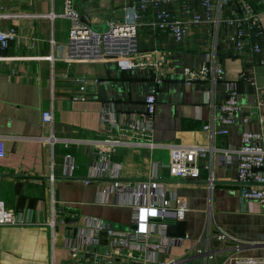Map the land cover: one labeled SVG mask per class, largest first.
I'll list each match as a JSON object with an SVG mask.
<instances>
[{"label": "crops", "instance_id": "crops-1", "mask_svg": "<svg viewBox=\"0 0 264 264\" xmlns=\"http://www.w3.org/2000/svg\"><path fill=\"white\" fill-rule=\"evenodd\" d=\"M248 1L258 12L263 31L260 42L264 44V5L260 0ZM72 2L87 24L102 28L108 18L122 14L129 0ZM180 2L170 5L177 13ZM215 2L217 14L218 0ZM191 4L198 9L195 0ZM63 9L64 0H0V13L8 15L1 20L2 27L15 29L3 52L7 58L0 62V136L5 146L0 158V199L19 219L15 224L0 225V264L70 261L64 240L74 239L73 230L87 217L127 229L129 206L116 204L112 195L107 202H99V191L108 179L84 181L88 163L98 153L120 164L121 178L126 180L145 179L153 165L160 164L159 179L186 208L180 221H170V225L181 222V230L167 234L169 238H148L152 243L179 239L168 251L152 253L160 261L177 259L190 250L208 220L212 230L241 244L239 250L214 264H232L236 256H264V208L256 201L240 199L242 183L234 153L244 131L264 134V50L236 53L223 42V24L216 41L205 25L192 24L185 41L176 43L169 33L151 28L153 10L148 7L139 22L138 53L147 63L158 58V66L122 69L113 59L74 61L67 48L70 20L62 15ZM226 9L222 6L220 14ZM208 52L215 53L223 79L202 86L184 81L183 68L201 65ZM155 73L162 76L157 85L152 81ZM226 80L237 83L241 111L226 135L212 139L202 126L217 114ZM153 86L152 126L142 128L144 98ZM46 110L51 112L52 122L42 121ZM113 138L122 143L111 147L104 142ZM62 140H69L68 146ZM175 145L207 148L197 164L211 163V191L206 170L195 180L168 175L165 164ZM68 156L74 165L70 175L66 173ZM176 203L166 201L169 207ZM70 219L76 222L67 221ZM101 239L97 248L105 253L107 237L101 234Z\"/></svg>", "mask_w": 264, "mask_h": 264}, {"label": "built area", "instance_id": "built-area-1", "mask_svg": "<svg viewBox=\"0 0 264 264\" xmlns=\"http://www.w3.org/2000/svg\"><path fill=\"white\" fill-rule=\"evenodd\" d=\"M176 0H131L129 5L123 8L118 18H108L104 29L93 27L80 20L79 11L72 0H64L62 15L70 20L68 30L67 48L69 59L74 61L107 60L113 59L122 69L133 67L158 66L159 59L147 63L141 60L138 53V27L142 13L151 7L153 19L150 26L154 31L167 32L176 43H182L189 35L192 24H203L206 31L216 41L221 24L225 27L223 42L236 53L250 51L261 53L264 44H261L262 26L258 12L248 0H218L219 10L217 14L215 0H195L198 9L192 4V0H181L180 13L175 12L170 5ZM222 6H227L225 14H220ZM53 14H50L52 17ZM8 17L0 13V62L7 56L3 52L9 45V40L15 35V29H4L1 20ZM170 55V52H166ZM156 53L153 51V57ZM53 58V56H51ZM181 77L187 83H198L201 86L205 82L223 79V69L217 62L215 53L205 54L204 61L199 66L183 68ZM152 81L155 85L162 81L160 74H153ZM237 83L233 80L225 81V97L218 105L217 114H213L202 128L210 138L217 135L224 136L230 126L235 122L236 116L241 111V105L237 99ZM156 97L153 86L144 98L145 110L139 120V126L150 128L155 111ZM42 121L52 122L50 111H43ZM53 143L55 139L49 138ZM68 146L69 140H62ZM113 147L122 143L118 138L104 140ZM207 148L199 146L175 145L171 147L169 162L165 164L167 173L173 178L198 179L201 171L206 170V182L211 191L214 185L212 165L205 162L201 166L197 164V158L202 157ZM237 158V177L245 184L240 189V199L256 201L264 208V134L260 131H244L241 134L240 147L235 150ZM5 154L4 139L0 136V158ZM67 175L74 169L73 160L67 157ZM160 164L153 165L152 172L145 179L126 180L121 178V166L112 162L106 154L98 153L92 157L87 166V177L84 181L97 180L107 177L103 188L99 191V202H107L109 196H114L115 203L131 208L130 224L127 229L118 230L104 220L87 217L82 225L76 227L74 239L66 238L64 246L67 248L70 261L62 264H178L187 260L188 254L193 251L192 257L195 264H201L202 260L214 259L219 251L225 249L213 248L212 242L230 241L234 251L240 249L241 244L228 239L220 230H212L208 224L204 233L196 244L177 259L164 262L154 254L166 252L172 244H178L179 239L168 240L165 243L148 242L151 236L169 238L167 228L170 221L177 222L182 219L186 208L178 204V196L174 191L165 188L164 183L157 175ZM250 183L262 185H249ZM177 202L169 207L166 201ZM53 214L55 213L52 208ZM264 219V212L262 214ZM19 222L14 211L5 206L0 199V225L15 224ZM53 218L49 225L52 228ZM101 233L107 237L108 251L101 253L98 246L101 242ZM92 253L93 258H80V254ZM230 254V253H229ZM232 264H264V256H236Z\"/></svg>", "mask_w": 264, "mask_h": 264}, {"label": "water", "instance_id": "water-1", "mask_svg": "<svg viewBox=\"0 0 264 264\" xmlns=\"http://www.w3.org/2000/svg\"><path fill=\"white\" fill-rule=\"evenodd\" d=\"M262 3H263V5H264V0H260ZM131 3V0H129V2H128V4L127 5H129ZM124 6V5H123ZM123 6H121V8L123 7ZM79 14H80V12H79ZM80 20L82 21V22H84V23H88L82 16H81V14H80ZM90 25V24H89ZM92 26V25H91ZM105 28V25H103L102 26V29H104ZM102 179H106L107 180V178H102ZM242 183V185H244L245 183L244 182H241ZM67 221H69V222H76V220H73V219H70V220H67ZM181 224V222H178L176 225H169L168 226V228H167V234L168 235H172V234H174V232H175V230L177 229V230H181V226L182 225H180ZM75 232H76V229H74L73 230V233L75 234ZM102 235H105L104 233H101ZM232 245H233V243L232 242H230V241H225V242H221V241H218V240H214L213 242H212V246H213V248H216V249H225L224 251H219V252H217L216 254H215V256H214V259L212 260V259H207L206 260V262H205V264H214L215 262L216 263H219V262H221L222 261V259H223V257H225V256H228L229 255V253H230V248H232ZM101 251H104V249H101ZM80 257H89V258H93V254L92 253H85V254H80L79 255ZM194 256V252L193 251H191L189 254H188V256H187V260L186 261H184V262H180V263H178V264H195V261H194V259L192 258ZM104 264H107V263H104ZM113 264H117V263H113Z\"/></svg>", "mask_w": 264, "mask_h": 264}]
</instances>
